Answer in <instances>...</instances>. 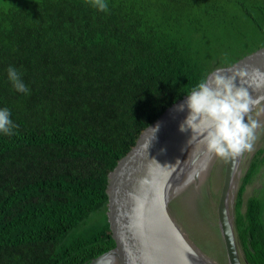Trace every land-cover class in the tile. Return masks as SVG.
Masks as SVG:
<instances>
[{
    "label": "trees",
    "instance_id": "16d2710c",
    "mask_svg": "<svg viewBox=\"0 0 264 264\" xmlns=\"http://www.w3.org/2000/svg\"><path fill=\"white\" fill-rule=\"evenodd\" d=\"M106 3L0 0V109L16 125L0 133V264H88L113 249L117 161L161 110L264 46V0ZM232 209L240 263L264 264V145Z\"/></svg>",
    "mask_w": 264,
    "mask_h": 264
},
{
    "label": "water",
    "instance_id": "95a60500",
    "mask_svg": "<svg viewBox=\"0 0 264 264\" xmlns=\"http://www.w3.org/2000/svg\"><path fill=\"white\" fill-rule=\"evenodd\" d=\"M237 71L246 73L236 83L248 89L253 109L264 101V46L229 66L214 69L205 80ZM187 95L161 110L108 174L106 216L114 248L88 264H207L196 256L167 207L172 182L184 172L187 179L197 180L202 169L200 161L209 159L204 153L205 145L190 151L196 142H203L198 130H179L189 110L177 109ZM192 128L198 129L197 121H193ZM239 158L226 159L217 202L219 229L229 264H241L227 204ZM230 213L233 216V211Z\"/></svg>",
    "mask_w": 264,
    "mask_h": 264
},
{
    "label": "clouds",
    "instance_id": "9594fccd",
    "mask_svg": "<svg viewBox=\"0 0 264 264\" xmlns=\"http://www.w3.org/2000/svg\"><path fill=\"white\" fill-rule=\"evenodd\" d=\"M90 3L99 11L108 10L106 0H90ZM245 75V72L237 71L232 75L216 74L202 80L178 106V111H183L185 107L189 110L179 130H198L203 136L205 151L209 156L231 159L254 149L258 139L257 130L262 126L250 115L254 101L248 89L236 83L238 78ZM7 78L16 92L30 94V89L15 67L7 69ZM10 115L9 109H0V133L5 135H13L16 127ZM193 121H197L198 129L192 128Z\"/></svg>",
    "mask_w": 264,
    "mask_h": 264
},
{
    "label": "rangeland",
    "instance_id": "374dc122",
    "mask_svg": "<svg viewBox=\"0 0 264 264\" xmlns=\"http://www.w3.org/2000/svg\"><path fill=\"white\" fill-rule=\"evenodd\" d=\"M261 124L258 139L253 151L246 152L239 158V167L234 173L232 192L228 195V212L231 220V208L235 199L240 176L247 166L253 152L264 145V101L258 102L250 113ZM205 145L196 142L190 149ZM205 161V160H203ZM199 164V161L196 162ZM226 159L209 156L205 167L197 174V180L186 178V172L172 182L168 191L167 207L174 224L190 244L196 256L207 264H229L224 242L219 229L217 202L220 194ZM203 166V164H201ZM253 188V187H252ZM250 189V188H249ZM246 190L245 196L250 194Z\"/></svg>",
    "mask_w": 264,
    "mask_h": 264
}]
</instances>
